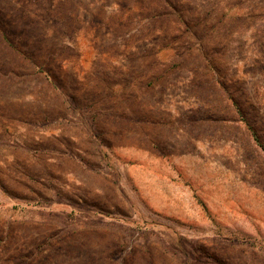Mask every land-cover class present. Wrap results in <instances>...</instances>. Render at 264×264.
<instances>
[{"label": "rangeland", "instance_id": "obj_1", "mask_svg": "<svg viewBox=\"0 0 264 264\" xmlns=\"http://www.w3.org/2000/svg\"><path fill=\"white\" fill-rule=\"evenodd\" d=\"M0 264H264V0H0Z\"/></svg>", "mask_w": 264, "mask_h": 264}, {"label": "trees", "instance_id": "obj_2", "mask_svg": "<svg viewBox=\"0 0 264 264\" xmlns=\"http://www.w3.org/2000/svg\"><path fill=\"white\" fill-rule=\"evenodd\" d=\"M251 131L253 132V135L256 137V139H257V136H256V133H254V131L251 129Z\"/></svg>", "mask_w": 264, "mask_h": 264}]
</instances>
